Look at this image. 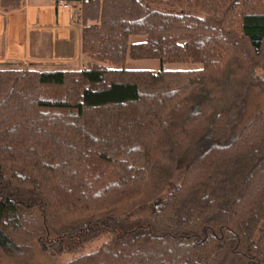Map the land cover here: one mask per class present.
<instances>
[{
  "label": "trees",
  "instance_id": "trees-1",
  "mask_svg": "<svg viewBox=\"0 0 264 264\" xmlns=\"http://www.w3.org/2000/svg\"><path fill=\"white\" fill-rule=\"evenodd\" d=\"M69 1L89 67H0V264L108 232L64 264H264V0Z\"/></svg>",
  "mask_w": 264,
  "mask_h": 264
},
{
  "label": "crops",
  "instance_id": "crops-1",
  "mask_svg": "<svg viewBox=\"0 0 264 264\" xmlns=\"http://www.w3.org/2000/svg\"><path fill=\"white\" fill-rule=\"evenodd\" d=\"M63 1L68 4L61 5ZM81 5V1L23 0L21 8L0 12V67L26 64L39 70L89 67L92 61L82 52V25L78 21ZM131 37L130 43L145 40L144 36L143 40L131 42ZM159 64L152 62L150 69L129 70H160L164 66L160 61Z\"/></svg>",
  "mask_w": 264,
  "mask_h": 264
},
{
  "label": "rangeland",
  "instance_id": "rangeland-1",
  "mask_svg": "<svg viewBox=\"0 0 264 264\" xmlns=\"http://www.w3.org/2000/svg\"><path fill=\"white\" fill-rule=\"evenodd\" d=\"M143 39L144 36L133 35L131 42ZM88 59L94 61L89 56ZM152 62L159 64V61L156 59H133L128 57L123 67L128 69H150L148 66ZM109 66L121 68V66ZM166 67L170 70H191L197 69L201 65L176 63L167 64ZM259 73L261 74L262 70H259ZM242 96L245 97V113L247 116H254L256 113L264 110V85L256 83L244 92ZM113 236L114 233L108 232L98 238L86 241L81 246H76L70 242L69 246L61 251L58 248L52 250L45 249L38 242H34V244H20L16 248L13 247L10 251L3 248L1 264H64L80 255L98 250L105 242L112 239Z\"/></svg>",
  "mask_w": 264,
  "mask_h": 264
},
{
  "label": "built area",
  "instance_id": "built-area-1",
  "mask_svg": "<svg viewBox=\"0 0 264 264\" xmlns=\"http://www.w3.org/2000/svg\"><path fill=\"white\" fill-rule=\"evenodd\" d=\"M67 4H68V3L65 2V1L61 2V5H67Z\"/></svg>",
  "mask_w": 264,
  "mask_h": 264
},
{
  "label": "bare ground",
  "instance_id": "bare-ground-1",
  "mask_svg": "<svg viewBox=\"0 0 264 264\" xmlns=\"http://www.w3.org/2000/svg\"><path fill=\"white\" fill-rule=\"evenodd\" d=\"M163 69H166L165 67H163Z\"/></svg>",
  "mask_w": 264,
  "mask_h": 264
}]
</instances>
